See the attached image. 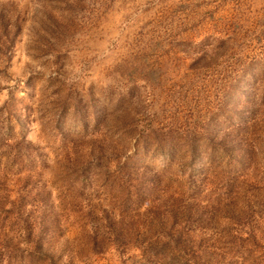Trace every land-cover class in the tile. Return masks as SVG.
Listing matches in <instances>:
<instances>
[{
	"label": "rangeland",
	"instance_id": "obj_1",
	"mask_svg": "<svg viewBox=\"0 0 264 264\" xmlns=\"http://www.w3.org/2000/svg\"><path fill=\"white\" fill-rule=\"evenodd\" d=\"M0 264H264V0H0Z\"/></svg>",
	"mask_w": 264,
	"mask_h": 264
}]
</instances>
